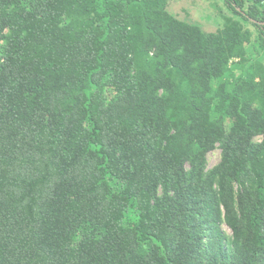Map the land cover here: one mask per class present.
Returning <instances> with one entry per match:
<instances>
[{
  "label": "trees",
  "instance_id": "trees-1",
  "mask_svg": "<svg viewBox=\"0 0 264 264\" xmlns=\"http://www.w3.org/2000/svg\"><path fill=\"white\" fill-rule=\"evenodd\" d=\"M170 1L0 0V264H264V0Z\"/></svg>",
  "mask_w": 264,
  "mask_h": 264
},
{
  "label": "rangeland",
  "instance_id": "rangeland-1",
  "mask_svg": "<svg viewBox=\"0 0 264 264\" xmlns=\"http://www.w3.org/2000/svg\"><path fill=\"white\" fill-rule=\"evenodd\" d=\"M168 10L175 17L199 25L204 32L212 33L224 29L228 23L226 16H232L233 21L240 18L230 15L231 12L226 8L223 0H172L168 6ZM245 28L255 30L253 26L245 22H241ZM261 60L264 62V49L260 50ZM262 140L261 137L256 138L257 142ZM222 150L220 145L208 155V168L213 169L221 161ZM228 235H232V231L228 227H224Z\"/></svg>",
  "mask_w": 264,
  "mask_h": 264
}]
</instances>
